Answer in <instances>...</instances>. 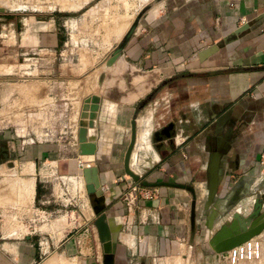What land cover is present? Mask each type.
Returning <instances> with one entry per match:
<instances>
[{
    "label": "crops",
    "instance_id": "1",
    "mask_svg": "<svg viewBox=\"0 0 264 264\" xmlns=\"http://www.w3.org/2000/svg\"><path fill=\"white\" fill-rule=\"evenodd\" d=\"M28 33L24 31V37ZM52 36L48 42L53 47H45L49 51L57 43V32ZM32 60L30 82L17 89L23 102L40 103L42 96L36 89L40 83L36 79L39 68L35 65L37 58ZM85 62L80 61L73 68L70 85L81 81L97 90L108 91L111 87L104 95L87 89L80 99L83 105L91 94L100 97L95 127L98 129L99 125L103 134L96 141V153L82 156L78 143L73 152V144L56 139L12 146L8 143L15 160L21 163L19 167L27 163L36 170L41 163L35 173L33 200L29 201V210L38 219L49 209L58 211L60 203L77 206L76 195L70 191L74 189L65 186V182L83 187V167L96 165L103 212L114 238L115 264H150L168 256L178 244H184L181 241L193 238L197 222L188 227L190 191L167 185L145 186L156 191V197L140 198L128 212L122 197L133 180L121 173L123 161L105 156L108 145L103 146L104 132L107 139L112 133L117 142L109 149H121L122 137H116L130 127L143 91L148 94L159 81L173 76H177L174 141L152 142V133L169 122V106L162 101L160 105H140L143 108L135 118L137 137L130 168L140 175V181H170L194 188L199 185L201 196L207 192L202 184L207 182L209 163L218 153L220 216L215 229L232 217L237 206L245 204L251 210L254 198L264 199V166L259 164L264 151V0H161L140 21L118 59L108 66L105 62L106 71L99 72L96 79H84L77 71L91 67ZM75 102L70 103L74 106ZM79 117L75 130L80 127V120L87 121V117ZM84 127L87 137L95 138L94 130ZM48 176L55 182L50 192L42 190ZM89 199L96 203L94 195L87 194L84 208L67 211L70 221L73 214H80L75 225L68 223L71 233L62 235L53 222L54 225H46L50 228L48 236L36 235V224H30L37 219L33 216L28 217L25 233L2 235L0 264H102V248L94 225L97 216L93 209H87ZM31 226L33 231L28 229ZM260 239H264V230L253 241ZM219 256L214 258L224 264Z\"/></svg>",
    "mask_w": 264,
    "mask_h": 264
},
{
    "label": "rangeland",
    "instance_id": "2",
    "mask_svg": "<svg viewBox=\"0 0 264 264\" xmlns=\"http://www.w3.org/2000/svg\"><path fill=\"white\" fill-rule=\"evenodd\" d=\"M158 2V0H0V239L5 234L16 236L18 233H25L28 217L33 219V216L37 219L35 222L30 221V224H36V235L48 236L50 228L46 225L53 224V222L57 227H60L62 235L72 232L68 228V223L75 225V219L80 214L79 212L77 216L73 214L72 221H70L71 219L67 220L66 213L71 209L84 208V200L87 198L85 185L79 187L73 182H65V186L73 187L74 190L70 191L76 195L77 206L72 204V206L65 207V203H60L57 205L58 211L49 209L50 211L42 213L38 219V216L29 210L32 208L29 201L33 200L35 173H38L41 163L36 165V170H34V166L30 167L27 163L19 167L18 165L21 163L15 160V152L11 150L8 143L12 146L15 143L22 144L36 140L47 143L56 139L73 144L72 151L74 152V146L76 147L75 144L78 143V130H75L73 126L75 123L78 124L79 116L83 111L80 99L85 95L87 89L99 91L104 95L109 92L111 87L108 91H104L103 88L97 90L96 87H90L84 83L82 85L81 81L70 85V77L75 71L73 68H76L80 61L83 63L86 61L85 64H92V68L86 69L85 67L83 70L77 68V71L83 75L84 79L87 76H93L96 79L99 72L106 71L104 61L120 43L124 32L135 17L142 14L141 17L146 18L148 12ZM24 31L30 33L24 37ZM55 31L57 32V43L54 44L52 51L53 45L48 42L51 41L48 38L53 37ZM39 43L42 45H34ZM48 46H51L52 52L45 48ZM33 57L37 58L35 65L39 68L36 79L40 83L36 89L39 90L38 93L42 99L40 103H25L21 99L22 96H19L17 86H24V83L30 82L32 75L29 71L31 72L34 67L31 64ZM176 77L159 81L148 94L142 90L144 98L141 97L140 102L136 104L132 119L136 118L140 109L148 103L153 102L160 105L162 101L169 106L168 121L175 122L177 117L175 114L177 106ZM129 78L134 80L132 75ZM94 82L96 83V80ZM70 99L76 101L73 103L74 106L70 103L72 101ZM140 105L143 107H139ZM75 114L76 116L73 118ZM94 132L96 142L101 139L103 129L98 125V129L95 127ZM121 133V136L116 137V139L122 137L121 149H109L116 145L117 140H114L112 133L107 139L104 132V143L106 144L103 143V146L108 145L107 150H104L105 156L110 158L114 156L118 162L123 161V147L130 135V127L122 130ZM101 141L102 145L103 141ZM119 169L126 178L131 179L123 171L124 169ZM136 170L141 171L140 168H136ZM32 177L34 178V193L30 195L22 192V186L23 182ZM47 179L46 188L42 190L53 191L55 182L53 180L51 182L49 176ZM138 182L141 184V181ZM37 184L39 185V183ZM202 185L206 188V183ZM198 187L199 185L195 188V214L197 216L195 220L197 224L193 238L190 236L191 238L186 239L185 242L181 241L184 244H178L168 256L152 261L150 264L220 263L214 258L216 254L210 251L211 248L208 245V240L215 227H207L206 220L211 210L204 209L206 192L200 196ZM188 194L190 199L187 205L188 214L190 213L189 227L191 226L193 197L190 192ZM93 202L90 199L88 201L87 209L90 211L96 204ZM28 229L33 231L32 226ZM259 241L261 257L250 261H240L238 264H264V239ZM218 256L221 261H224V264H228L226 252L218 254Z\"/></svg>",
    "mask_w": 264,
    "mask_h": 264
},
{
    "label": "water",
    "instance_id": "3",
    "mask_svg": "<svg viewBox=\"0 0 264 264\" xmlns=\"http://www.w3.org/2000/svg\"><path fill=\"white\" fill-rule=\"evenodd\" d=\"M142 14H138L133 22L130 24L126 32L124 33L120 43L114 48L111 55L104 61L106 65L112 64L120 55L125 43L131 37L140 23ZM243 26L238 30L241 31ZM100 97L97 94H91L84 99L82 105L81 118L87 117V121L79 122L78 129V149L80 155H94L96 153L95 138H87L84 127L95 128L97 112L99 109ZM130 140L125 150L123 159V168L126 174L135 182L140 181V175L134 173L130 169L129 159L131 151L136 140V119L133 118L130 123ZM175 123L169 122L163 127L153 132V141L166 140L170 144L173 143L175 137ZM82 177L84 179L86 193L88 195H94L96 204L92 206L93 213L97 216L94 220V225L97 229V235L102 248V264H115V244L113 234L110 230V226L107 221L106 213L103 212L104 199L98 188L100 186L98 168L96 165H89L83 167ZM220 182V155L215 153L213 159L209 163L208 177L206 182V199L204 202V209L211 210L207 216V227L214 228L216 220L218 218V187ZM143 186H175L184 189H188L193 197L191 202V222L195 223V204H196V190L193 186L175 183L170 181H157L146 182L141 181ZM251 210H247V205L237 206L236 211L232 214L230 219H225L224 223L218 228L214 229L211 238L208 240V245L211 247V252L218 255L225 253L232 248L239 246L259 234L264 230V199L257 196L253 199L251 204Z\"/></svg>",
    "mask_w": 264,
    "mask_h": 264
},
{
    "label": "built area",
    "instance_id": "4",
    "mask_svg": "<svg viewBox=\"0 0 264 264\" xmlns=\"http://www.w3.org/2000/svg\"><path fill=\"white\" fill-rule=\"evenodd\" d=\"M83 163L79 160V166ZM260 164L264 166V151L261 153ZM156 197V191L145 187L139 182L132 181L127 190L123 193V201L128 212L132 211L137 201L141 199H153ZM228 255V264H238L240 261H250L261 257V243L259 240L253 239L232 248L226 252Z\"/></svg>",
    "mask_w": 264,
    "mask_h": 264
},
{
    "label": "bare ground",
    "instance_id": "5",
    "mask_svg": "<svg viewBox=\"0 0 264 264\" xmlns=\"http://www.w3.org/2000/svg\"><path fill=\"white\" fill-rule=\"evenodd\" d=\"M158 1H161V0H158ZM143 18L141 17L140 18V21L142 20ZM139 25V24H138ZM126 32V31H125ZM124 32V33H125ZM118 59V58H117ZM116 59V60H117ZM115 60V61H116ZM114 61V62H115ZM113 62V63H114ZM112 63V64H113ZM111 65V64H110ZM87 127V126H86ZM90 129H93V128H90ZM136 130H137V128H136ZM86 137H87V131H86ZM136 137H137V135H136ZM88 138V137H87ZM89 138H91V139H93L92 138V136H89ZM130 140V139H129ZM136 141V140H135ZM134 144H135V142H134ZM134 147V146H133ZM133 150V149H132ZM131 154H132V151H131ZM130 157H131V155H130ZM129 165H130V159H129ZM131 169V168H130ZM132 170V169H131ZM133 171V170H132ZM134 172V171H133ZM135 173V172H134ZM34 178L32 177L31 179H28L27 181H25V182H23V186H22V192H24V193H28V194H30V195H32L33 193H34ZM211 248V247H210Z\"/></svg>",
    "mask_w": 264,
    "mask_h": 264
}]
</instances>
